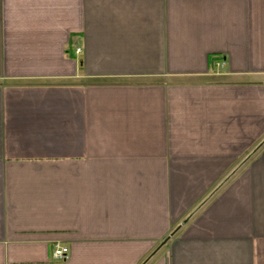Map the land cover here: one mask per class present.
<instances>
[{"label": "crops", "instance_id": "crops-1", "mask_svg": "<svg viewBox=\"0 0 264 264\" xmlns=\"http://www.w3.org/2000/svg\"><path fill=\"white\" fill-rule=\"evenodd\" d=\"M0 264H264V0H0Z\"/></svg>", "mask_w": 264, "mask_h": 264}, {"label": "built area", "instance_id": "built-area-1", "mask_svg": "<svg viewBox=\"0 0 264 264\" xmlns=\"http://www.w3.org/2000/svg\"><path fill=\"white\" fill-rule=\"evenodd\" d=\"M80 49L76 50V53H80ZM224 66V62H216L215 67L216 68H222ZM53 258L56 261H66L69 258V249L64 246L60 245H55L54 250H53Z\"/></svg>", "mask_w": 264, "mask_h": 264}, {"label": "rangeland", "instance_id": "rangeland-1", "mask_svg": "<svg viewBox=\"0 0 264 264\" xmlns=\"http://www.w3.org/2000/svg\"><path fill=\"white\" fill-rule=\"evenodd\" d=\"M168 241V240H167Z\"/></svg>", "mask_w": 264, "mask_h": 264}]
</instances>
